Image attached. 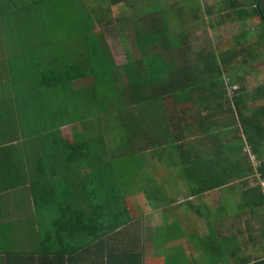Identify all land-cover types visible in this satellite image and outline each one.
Segmentation results:
<instances>
[{
    "label": "trees",
    "instance_id": "16d2710c",
    "mask_svg": "<svg viewBox=\"0 0 264 264\" xmlns=\"http://www.w3.org/2000/svg\"><path fill=\"white\" fill-rule=\"evenodd\" d=\"M105 1L133 6L137 0ZM235 1L230 0L229 5L240 20L260 16L264 21V0H252L249 9L243 5L236 9ZM5 2L7 4V0ZM29 2L18 22L14 21L15 12L13 18L4 19L0 25V86L8 88L7 92H1L8 96H3L0 103L11 112L9 109L15 102H26L24 110L11 113L22 129H27L25 133L44 134L47 128L48 134L44 137L47 155L52 158L62 155L61 167L57 169L61 184H57L55 173H48L44 177L46 185L38 188L32 176L31 193L27 194L29 189L23 187L29 182L28 176L6 167L7 163L2 159L0 192L10 189L13 200L31 197L37 211L46 208L45 211L54 212L47 229L49 233L43 234L39 243L45 240L52 246L58 238L63 243L77 240L80 247L87 246L88 242H94L95 247L108 246L106 236L130 221L128 194L134 181L144 175L139 185L151 208L169 206L171 200L161 189L162 184L183 179L190 197H196L187 200L183 208L196 214H213L215 218L206 226L204 235L193 229L187 231L186 236L191 248L201 251L209 263L264 264V255L255 258L248 253L240 255L231 247L235 241L239 244L238 250L245 252L251 238L264 248V219L256 222L258 227L253 225L249 213L254 212L253 206L246 207V211L240 209L238 218L229 221L228 217L218 216L221 206H215L214 213L206 202L201 201L211 190L248 176V168L251 172L253 167L244 149L246 144L252 147L254 154L261 152L258 146L263 139L264 125L255 115L257 112L247 115V86L241 79H231L230 87L239 86L229 96L225 79L231 75L233 62L239 60L246 64L263 54L264 34H259L256 43H250L247 31H243L235 38L234 47L218 52L214 49L210 53L201 50L192 59L187 55L190 47L180 40L184 34L175 35L176 30H172L165 11H162L163 17L155 18L158 25L154 23L145 29L133 22L130 32L128 30L139 54L124 64L127 81L120 88L117 84L120 78L114 75L118 67L111 48L103 32L95 30L102 19L93 7L83 6L85 0ZM155 12L153 8H147L141 14L147 17ZM0 15L4 14L0 12ZM60 27L65 30V35L59 34ZM179 51L185 52L186 56L178 57ZM82 81L81 87L76 85ZM120 90L126 96V104L119 99ZM112 98H115V109L111 110ZM167 100L175 106L192 103L197 118L187 124L184 118H179L173 124L170 117L164 116L169 112L164 104ZM41 106L46 110L45 125L48 126L42 125L43 121L40 123V118H44ZM172 108L171 113L177 115L175 107ZM5 110L1 109V118H8L9 113ZM104 120L108 125H104ZM67 124H71L72 140L62 137L60 126ZM242 129L246 134L239 133ZM206 144L212 145L213 151H203L202 146ZM143 147L161 157L167 154L165 158H170L167 163L180 165L178 174L169 165L166 176L159 179L162 184L151 175H145L149 173L145 169ZM171 152H176L177 158L171 156ZM36 155L39 156V152L34 151ZM41 159H37L38 170ZM87 165L91 171L84 172ZM258 169L264 178V159ZM259 190L260 187H254L245 194H255L252 199L262 206L264 196ZM153 193L164 194L163 201L159 197L152 198ZM248 199L245 197L247 202ZM242 213L248 214L246 220ZM179 223L174 220L168 229L173 227L171 233L183 237ZM232 228L238 231L234 235L229 234ZM252 229L254 233L245 236ZM156 239L162 242L163 237ZM110 255L109 261L114 264L116 260ZM166 260L170 264L179 261L172 255Z\"/></svg>",
    "mask_w": 264,
    "mask_h": 264
},
{
    "label": "crops",
    "instance_id": "0c3cea01",
    "mask_svg": "<svg viewBox=\"0 0 264 264\" xmlns=\"http://www.w3.org/2000/svg\"><path fill=\"white\" fill-rule=\"evenodd\" d=\"M6 0H0V12H2L4 15H0V25L4 23V19H11L14 16H12L15 12V23L18 22V20L21 19V14L25 13L27 10V6L30 5V0H7V4L5 2ZM34 1V0H33ZM38 2V0H35ZM5 2V3H4ZM12 16V17H11ZM97 26L95 27V30ZM1 31V29H0ZM1 37V34H0ZM106 39V37H105ZM1 40V39H0ZM107 40V39H106ZM108 42V40H107ZM109 44V43H108ZM1 52V51H0ZM112 52V50H111ZM113 55V53H112ZM2 58V53L0 54V60ZM113 58L115 60V57L113 55ZM115 64L118 67L114 71V75H116V72L121 69V67L118 66L116 60ZM122 69L124 70V65L122 66ZM4 73L6 70H2ZM124 77L125 76V70L123 71ZM127 81V80H126ZM82 82H77V86H82ZM7 88V86H6ZM2 89L0 86V99H2L3 96H8L7 93L2 94L1 92H7V90ZM122 91H120L119 99L122 101L123 99L126 100V96L124 94H121ZM127 101V100H126ZM124 103V101H123ZM22 104V105H20ZM126 104V103H125ZM167 107L169 112L166 113L164 116L170 117V114L172 112V105L169 103H164ZM3 104L0 103V111L5 110L2 107ZM111 110L113 109V103H110ZM26 102H15L13 105V108H10L7 113L8 118H1L0 116V160L4 159L2 162H6V167L13 169L14 172H17L19 174H24L25 176H28V183L24 185L23 188L29 189V192L27 194H30V188L33 185L31 182V178L33 176L34 178V184L38 188H42L41 186L45 183V175L48 173H55V178L58 180V185L61 184L59 180V174L57 173V169L61 167V161L60 158L62 155H57L55 158H52L51 156L47 155L46 151V145L44 144L47 140L44 138L47 133V128L45 129L46 133H38V134H32V133H25L27 132V129H22L21 123L18 122V120H15V118L11 117V113H17L18 110H24L26 107ZM175 107V106H174ZM42 114L44 118H40V123L42 125L47 124V118L45 116L46 110L42 107ZM5 111H2L6 113ZM1 114V112H0ZM176 115V114H174ZM11 117V118H10ZM10 118V119H9ZM107 121V118L105 119ZM104 120V121H105ZM104 123H107V122ZM110 121V120H109ZM168 123L170 124V119H168ZM25 125V124H24ZM264 125V124H263ZM7 126L12 127L11 131L7 130ZM48 126V125H45ZM71 127V124L62 125L60 126L62 137L66 140L72 138H69L65 135L64 129ZM38 142V144H37ZM9 145V146H8ZM247 149L246 152L249 154V161L252 164L253 169H251V172L248 168L247 173L249 172L248 176L239 178L237 180L233 179L229 184L222 186L220 188L214 189V190H221L226 192L223 197L219 200V203H217V208L219 206L222 207L221 211L219 212L218 216L220 218L228 217L229 221H235L236 218L239 216V210L244 209L246 211V207L253 206L254 212H249L251 215V222L254 226L258 227V224H256L257 221H262L264 219V203L262 206H260L259 202H256L255 199H252V197H255V194L248 192V194H245V191H249L254 187H260L259 192L263 194L264 196V178L260 175L259 172V166L261 164L262 159H264V130H263V139L261 141V144L258 146L259 152L258 154H254L252 152V147L249 144H246ZM5 147V150H2V148ZM212 145L206 144L202 146L203 151H213ZM2 150V151H1ZM7 150V151H6ZM34 151L36 153L39 152V156H34ZM171 151V150H170ZM149 152L152 153L151 159L157 160V163L161 166V161L163 158L158 155L157 153H154L153 150H149ZM173 153V152H172ZM49 154V153H48ZM171 154V153H170ZM176 156V155H173ZM41 157V167H39L40 175H38L39 170L37 167V159ZM177 158V156H176ZM165 160V159H164ZM29 162H32L31 165ZM171 164V163H170ZM173 164V163H172ZM177 166V164H174ZM174 165L173 168H174ZM146 173H149L151 175L154 172H162V171H151L149 168L146 167ZM166 168L163 169V173H167L169 168L168 164L165 165ZM178 167V166H177ZM41 168V169H40ZM83 171H91V168L87 165L83 168ZM1 172V171H0ZM57 173V174H56ZM144 173V171H143ZM159 175V173H157ZM59 176V177H58ZM153 177V175H151ZM154 180H157L156 182H160V177H153ZM142 179H136L134 181V184L132 185V188L128 194V199L132 198V195L134 191H140L142 194L145 192L142 191L139 184H142ZM57 182V181H56ZM154 183V181H152ZM161 183V182H160ZM159 183V185H160ZM170 183H176V182H170ZM170 183H164L162 184L161 189L166 190V186ZM152 186V184H151ZM1 187V186H0ZM4 188V187H3ZM2 188V189H3ZM156 188V187H155ZM18 190H22V188H18ZM211 190V191H214ZM230 190V192H229ZM157 194V193H156ZM152 194V198L159 197V199H162V194ZM231 196V198L228 200L225 196ZM245 197L249 198L248 202L245 200ZM261 196L259 197L260 201ZM228 200V202H227ZM246 201V204H245ZM132 204V201H130ZM249 204V205H247ZM257 204V205H256ZM16 206V208H15ZM140 206V205H138ZM244 208H242V207ZM141 207V206H140ZM136 207V209H139L138 214H134L131 210L130 213V221L127 222L124 226L120 227L115 232L107 235L108 237L107 244L108 246L101 247L97 246L95 247L94 242H88L86 243L87 246L80 247L77 240L67 241V242H61L60 240L55 241V245H48L46 241H41L39 243V239L42 240V235L49 233L47 230L49 227V224L51 222L52 217L55 215L54 212L51 211H45V209H37L34 208L32 204L31 197H16L15 200L12 198V190H5L4 192H0V264H111L109 261L110 257H112L110 254L114 256V259L116 262L114 264H170L167 263L166 257L168 255L177 256L179 261H175L174 264H187V256L189 259V254L187 252V243H189L186 239L187 231L185 230V225L187 221L185 217H180L177 213H173L171 215L166 216L167 218L164 219V221H167L163 226H159L157 228L153 229H145L143 227V217H144V211L142 207ZM132 209V206H131ZM16 210V211H15ZM249 211V209H247ZM218 211H216V214ZM198 219L200 216L204 218H211V220H214L213 214H196ZM243 220H246L248 218V214H243ZM235 217L234 219H232ZM164 218V217H163ZM187 218V217H186ZM241 219V218H240ZM141 220V221H140ZM174 220L179 221V229L182 233L183 237H181V234L174 233L172 234L171 230L169 228V224H171ZM211 220H207L208 226L209 222ZM256 224V225H255ZM174 226V225H173ZM59 228V227H58ZM139 228V229H138ZM218 228V227H217ZM178 229V228H177ZM196 229L197 232L201 235V233L198 231V227L195 226L192 228ZM229 232V234H236L238 231H235L234 228H232ZM227 230V229H226ZM228 231V230H227ZM206 230L204 231L203 235L205 234ZM219 232V231H217ZM224 232V231H222ZM253 229L248 231L247 234L245 233V236L252 234ZM154 234V235H153ZM177 234V235H175ZM168 235V236H167ZM180 236V237H179ZM105 237V238H106ZM163 237L162 242H160L158 239L155 240V238ZM248 237V236H247ZM158 240V241H157ZM252 239L248 241L247 244V251L243 252L242 250H238L239 244H236L235 241H233V246L235 253H239L240 255L244 253L251 254L252 257L256 256H262L264 255V248H261L257 243H254L251 241ZM190 244V243H189ZM191 246V245H190ZM264 247V245H263ZM194 255H201L203 256V253L201 251H195ZM192 252V253H193ZM239 257V256H238ZM203 259L205 260V264H221L217 261H213L212 263H209L205 256H203ZM189 264H192L189 259ZM197 264V263H195ZM223 264V263H222ZM228 264V262H227Z\"/></svg>",
    "mask_w": 264,
    "mask_h": 264
},
{
    "label": "rangeland",
    "instance_id": "374dc122",
    "mask_svg": "<svg viewBox=\"0 0 264 264\" xmlns=\"http://www.w3.org/2000/svg\"><path fill=\"white\" fill-rule=\"evenodd\" d=\"M85 1L86 2L83 6H86L87 8L93 7L95 12L102 19V23H98L96 29L97 31H102L105 35L115 60L118 66L121 67V69L116 72L117 77L121 79V81L120 79L117 81L120 88L122 85H126V79L123 74L124 70L122 69V66L127 63V61L137 58L139 54L138 49L133 46L132 37L129 35V29H131L132 25H134L133 22H136L137 26H144L145 29H149L150 25L157 22L155 21L157 16L163 17L162 11H165V18L172 30H176L175 35L184 34V36L180 37V40L186 41L187 46L190 47V50H187V46H185V49L187 50V55L191 56L192 59L196 58L201 50H205L210 53L213 52L214 49L218 52L234 47L236 45V41H234L235 38L243 31H247L249 38L248 36L246 37L247 41L250 43H256L255 40L259 39V34H264V32L260 31L261 29L264 31V21L261 17L256 16L254 17L255 19L250 18L240 20L236 15V12L233 13V10L229 5L230 0H137L133 6H129L126 3L111 4L105 0ZM236 1V9L242 5L249 9V5L252 0ZM158 4L160 5L158 6ZM147 8H153L154 12L155 10L157 11L150 15L147 14V17H145L141 14V11ZM220 9H222V11ZM156 24L158 25V23ZM259 25H261L260 28H258ZM58 32L60 35H65L66 33L61 27ZM52 34L55 36L54 29ZM261 44L264 46V41H262ZM262 52V55L249 63L242 64L239 60L233 62L234 66L232 65L231 75L226 76L225 82L229 91L228 95L231 96L234 87L237 88L239 86L237 84L236 86L230 87L231 85L229 83L231 79L233 80V78H236L244 81V84L247 86L246 92L248 94V98L246 97L249 106L247 115H252L257 112L259 115L256 113L255 115H257L259 117L258 119H261L260 122L264 124V50ZM176 55L178 57L181 56V58L186 56L183 51H179ZM234 67H238L240 70L235 71L236 69ZM18 88L21 89V87ZM114 100L115 98H112L113 104ZM195 100L196 98L193 99V101ZM123 101L126 103V100L123 99L121 102ZM166 103L171 104V107L173 105L170 100H167ZM112 108L115 109V106ZM175 109L177 115L172 113L170 114L171 122L173 124L177 121V119L179 120V118H184V122L186 124L188 121L197 118V112L195 111L193 104L190 102L179 104L175 106ZM104 125H108V123H104ZM225 132L226 131L224 129L223 133ZM64 133L69 138H73L71 127L64 129ZM239 133L246 134L243 129L239 130ZM142 145L145 146L144 143ZM126 148L128 149V146ZM244 149L246 151V145L244 146ZM175 153L176 152H171L172 155H170H176ZM142 155L144 157V162L147 165L146 167L149 168V170L162 171L152 173L151 175H153V177L155 176L158 178L166 176V173H163V169L166 168L165 165H172L167 163L170 162V158H165L167 154L164 153L162 155L163 160L161 161V166L157 163V160L155 161L151 159L152 153L149 152L147 148H142ZM174 157L176 158V156ZM179 169L180 165H178V167L174 165L176 174H178ZM157 173H159V175ZM144 177L145 176L143 175L139 178L144 179ZM166 188L165 193L168 195L171 202H169V206L166 205V207L163 206L159 208H151L147 202L148 199L146 195L144 193L142 194L140 191H134L132 198H130L132 201L131 210L134 214H138L140 211L139 209H136V207L141 206L142 209L145 210L143 212L144 217L142 220L143 227L146 230H154L159 226H163L167 222L164 221V219L167 218L166 216L177 213L180 217H185L186 220L184 221H187L185 230L190 231L193 227L197 226L198 231L201 235H203L205 225L207 224L206 221L211 220V218L208 219L207 217L204 218L200 216L198 219L196 212L188 211L186 208H183V205H187V200L189 201L196 198L190 197L186 181L181 179L175 184H168ZM225 193L226 192L221 190L210 191L205 194L206 196L204 199H201V201L202 203L206 202L209 208L213 209L215 206L217 207V203H219L218 199H221ZM225 197L228 198V200L231 198V196L227 195ZM160 201H163V199H160ZM213 210L215 213V209ZM211 221H213V219ZM187 252L192 264H205L203 256L199 254L194 255L195 253L189 243H187Z\"/></svg>",
    "mask_w": 264,
    "mask_h": 264
},
{
    "label": "built area",
    "instance_id": "2783aa9c",
    "mask_svg": "<svg viewBox=\"0 0 264 264\" xmlns=\"http://www.w3.org/2000/svg\"><path fill=\"white\" fill-rule=\"evenodd\" d=\"M234 88H236V87H234Z\"/></svg>",
    "mask_w": 264,
    "mask_h": 264
}]
</instances>
